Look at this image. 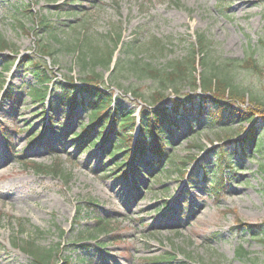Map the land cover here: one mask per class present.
<instances>
[{
    "label": "rangeland",
    "instance_id": "rangeland-1",
    "mask_svg": "<svg viewBox=\"0 0 264 264\" xmlns=\"http://www.w3.org/2000/svg\"><path fill=\"white\" fill-rule=\"evenodd\" d=\"M43 21L52 25L58 41L43 31ZM118 33L124 42L136 40L139 58L159 68L188 57L204 34L209 58L248 93L245 104L236 108L254 110L255 120L264 116V0H0V38L9 45L0 51V264H30L15 242L31 236L42 247L63 245L72 264H153L170 252L175 258L159 264H264V239L257 232L264 225L259 159L229 155L235 169L225 168L219 191L211 190L218 180L222 143L206 137L223 130L206 126L199 132L202 126H197L190 132L181 119L175 139L166 137L173 165L166 158L156 166V158L146 154L138 158L136 170L124 172L118 166L123 153L110 158L109 143L92 144L95 134L73 137L88 126L89 112L78 107L71 115L57 108L59 91L53 89L47 107L32 101L30 91L39 85L21 62L35 57L49 66L51 88L70 77L73 86L81 87L78 57H90L92 47H113L110 38ZM153 39L166 45L162 56L150 50ZM77 43L76 51H66L67 44ZM44 44L55 52L53 57L43 55ZM251 53L262 73L242 66ZM119 58L127 67L133 59L118 50L112 69L98 67L97 74L113 91V105L138 115L157 87L128 71L111 73ZM7 60L11 65L6 70ZM197 69L199 78L202 69ZM135 89L141 99L132 97ZM167 92L171 104L176 97ZM181 93H192L187 83ZM250 127L235 122L231 137L242 139ZM132 133L137 140L139 129ZM99 221L106 228L100 229ZM238 247L249 255L238 258Z\"/></svg>",
    "mask_w": 264,
    "mask_h": 264
},
{
    "label": "trees",
    "instance_id": "trees-1",
    "mask_svg": "<svg viewBox=\"0 0 264 264\" xmlns=\"http://www.w3.org/2000/svg\"><path fill=\"white\" fill-rule=\"evenodd\" d=\"M42 26L44 32L49 33L53 36V39L55 38L58 41L54 28L50 23L43 21ZM110 39L113 47L108 44H106L105 49L97 46L92 47L90 57L85 53H81L78 57L84 75L81 79V87L73 86V77H70V81H59L55 84L56 87L51 88L53 81L51 80L52 70L49 66H43L38 59H34L35 57L29 58L23 63L21 62L22 66L25 64L29 68L39 85L38 89L34 88L30 91L32 101L44 105L46 97L51 94L53 89V92L59 91L56 96L57 108L68 109L69 113H74L76 108L81 107L89 112L91 118L88 126L82 127V131L78 134L75 132L73 136L88 139L95 134V141L100 140L104 144L109 143L113 148L112 156L123 153V158L126 159L118 164L119 168L127 167L130 162L135 167L138 158L146 154H152L156 158L155 165L161 167L163 161L168 158L165 144L169 143V140L166 137L173 138L175 130H179V120L184 119L187 131L190 132H193L197 126H203V129L206 128L205 126H209L210 130H223L222 134L206 137L210 140H212L211 137H214L222 143L217 148L218 159L216 164L218 166L217 174L219 175L217 183L211 184L213 193L218 192V188L223 184L222 173L225 168L235 169L233 163H230L229 155L231 154H239L250 162L257 157L259 168L261 172H264V159H262L264 154L262 144L264 116L255 120L254 110L236 108L238 103L245 104L248 93L233 82V77L224 67L209 58L210 43L204 34L198 36L197 42L192 45V52L188 57L181 61L171 62L170 66L164 68H159L150 60L146 61L145 58H139L141 50H139L136 40L124 42L122 33H118ZM149 46H152L151 51L160 56L166 50V45L158 39H153ZM79 47V43L67 44L66 51H76ZM8 49V43L0 38V51H7ZM118 50L128 60L132 57L133 59L129 60V66L127 67L122 65V60L119 58L111 73L116 75L120 71H128L140 79L151 80L157 87L150 94L149 100L146 103L144 102V106L140 111V134L135 143L132 131L137 128L138 117L133 115L134 112L124 111L121 105H113L116 103L113 91L110 92L109 87H105L107 81H103L102 74H97L98 67L112 69L111 62H113L115 53ZM41 51L44 56L53 57L55 54L47 44L41 46ZM4 63L3 68L7 70L11 64L9 60L4 61ZM242 66L257 73H262L254 53L249 55ZM197 68L202 69L198 74L199 78H197ZM113 78L115 84H118V87L121 88L118 79L114 76ZM186 83L191 88L192 93L182 96L181 86ZM167 91L174 93L176 97L171 104L166 102L168 99ZM132 97L138 100L142 98V95L138 94L135 89L132 91ZM250 104H254L255 109L259 110L260 105L253 98H250ZM235 122L239 124L249 122L251 124L249 130L247 132L245 130V136L240 140H234V137H231L233 133L231 130ZM81 124L80 121V126ZM199 132L197 133L199 134ZM92 144H95V142ZM167 162L171 165L174 164L170 157ZM185 164V162H182L181 165L184 166ZM35 166L38 170L44 168L38 164H35ZM166 173L170 175L171 171L167 169ZM206 176H208L207 173H205L204 179H207ZM76 213L79 217L81 209H77ZM98 223L101 224L100 229L106 228L103 225L104 221ZM257 232H261L260 234L264 239V225ZM62 234L64 233L62 232ZM20 242V239H16L15 243L23 252L29 255L30 264H54L56 261H61L63 264H72V257L66 255L63 245L42 247L38 245L37 240L32 236L29 240ZM83 248H86V246H83ZM248 255L249 253L243 247H238L236 251L238 258L241 259ZM174 258V255L170 252L152 263L159 264L160 260L171 262Z\"/></svg>",
    "mask_w": 264,
    "mask_h": 264
},
{
    "label": "bare ground",
    "instance_id": "bare-ground-1",
    "mask_svg": "<svg viewBox=\"0 0 264 264\" xmlns=\"http://www.w3.org/2000/svg\"><path fill=\"white\" fill-rule=\"evenodd\" d=\"M7 189H9V187H8V188H6L5 190H7ZM5 190H3V191H5ZM9 192H13V191H9ZM9 192H8V193H9Z\"/></svg>",
    "mask_w": 264,
    "mask_h": 264
}]
</instances>
